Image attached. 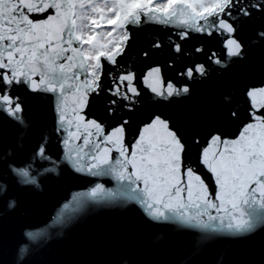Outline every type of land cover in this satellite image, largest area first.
<instances>
[{"label": "snow or ice", "instance_id": "obj_1", "mask_svg": "<svg viewBox=\"0 0 264 264\" xmlns=\"http://www.w3.org/2000/svg\"><path fill=\"white\" fill-rule=\"evenodd\" d=\"M257 15L264 16V0H0V114L24 125L21 93L50 95L62 150L53 159L46 143H39L31 162L23 167L15 165L12 153L0 152V167H7L21 184L38 185L37 161L43 172H55L66 163L77 173L111 176L122 186V195L139 204L153 221L204 233L253 232L264 224V84L244 90L247 119L236 135L212 131L206 139L192 137V144L199 147L198 163L210 174L214 188L187 162L188 141L169 118L151 116L129 141L130 118L119 117L115 126L107 128L88 109L93 96L104 94L110 97L109 116L132 113L142 96L140 84L153 97L168 101L189 95L188 81L208 76L205 63L177 71L183 82L165 81L159 66L143 76L124 70L120 58L132 38L130 26H175L178 41L188 40L191 33L215 37L221 53L212 51L207 59L226 69L244 58L248 42L241 33ZM169 41L174 53L187 55L180 42L171 37ZM252 42L264 43V30L256 32ZM161 46L160 41L153 45ZM194 52L205 49L197 47ZM106 78L111 81L108 86ZM228 116L239 119L240 110L230 109ZM45 162L52 167L43 168ZM7 191L0 184V198ZM104 191L111 192L96 184L90 192L74 194L73 204L65 203L53 223L64 224L70 208L75 211L85 198L94 199ZM15 206V200L9 199L7 207ZM26 236L35 242L45 239L47 232ZM26 252L22 246L21 257Z\"/></svg>", "mask_w": 264, "mask_h": 264}, {"label": "water", "instance_id": "obj_2", "mask_svg": "<svg viewBox=\"0 0 264 264\" xmlns=\"http://www.w3.org/2000/svg\"><path fill=\"white\" fill-rule=\"evenodd\" d=\"M259 30H264V16L257 15L244 25L241 33L248 42L244 58L222 69L207 59L212 51L221 53L215 37L191 33L188 40L178 41L179 29L175 26L155 23L130 26L132 38L120 58L124 70L143 76L150 68L159 66L165 81L183 82L177 71L185 65L205 63L209 66L208 76L188 81L190 94L168 101L153 97L140 84L142 96L136 110L121 111L118 116L107 114L106 100L110 97L93 96L88 109L90 116L98 118L107 128L115 126L119 117L130 118L129 141L151 116L169 118L188 141L187 162L197 167L214 188L210 174L198 163L199 147L192 144V137L199 135L206 139L212 131L231 137L247 119L244 90L264 84V43L252 42ZM169 37L180 42L187 55L174 53ZM157 41L161 42L160 48L153 47ZM201 46L205 52L195 53L194 49ZM104 83L108 86L111 81L106 78ZM21 95L25 124L0 114V152L12 153L15 165L23 167L31 162L37 144L46 143L48 153L58 159L62 150L53 98L27 92ZM226 96L231 100L225 101ZM230 109H239L240 118H229ZM42 167L52 165L45 162ZM34 171L40 172L38 185H24L7 167H0V184H5L8 190L7 196L0 198V264H264V224L251 233L232 236L204 233L174 222H156L139 204L122 195V186L111 176L77 173L66 163H60L55 172H43L39 161L34 164ZM96 184L111 192H100L94 199L85 198L81 207L68 210L64 224L53 223L65 203L73 204L74 194L90 192ZM111 193H116V197ZM9 199L15 200L14 208L7 207ZM37 230H46L47 237L30 241L26 233ZM22 246L27 247V252L21 257Z\"/></svg>", "mask_w": 264, "mask_h": 264}]
</instances>
